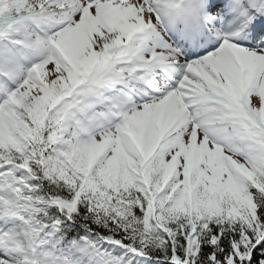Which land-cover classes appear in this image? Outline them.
Wrapping results in <instances>:
<instances>
[{
    "label": "snow or ice",
    "instance_id": "snow-or-ice-1",
    "mask_svg": "<svg viewBox=\"0 0 264 264\" xmlns=\"http://www.w3.org/2000/svg\"><path fill=\"white\" fill-rule=\"evenodd\" d=\"M0 264H264V0H0Z\"/></svg>",
    "mask_w": 264,
    "mask_h": 264
}]
</instances>
